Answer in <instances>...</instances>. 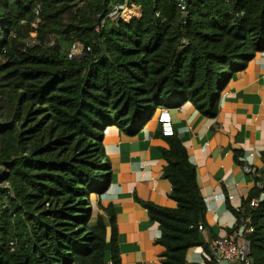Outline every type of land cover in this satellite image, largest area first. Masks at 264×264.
I'll use <instances>...</instances> for the list:
<instances>
[{"label": "trees", "instance_id": "obj_1", "mask_svg": "<svg viewBox=\"0 0 264 264\" xmlns=\"http://www.w3.org/2000/svg\"><path fill=\"white\" fill-rule=\"evenodd\" d=\"M123 1L0 0V264H109L107 253L121 264L113 205L99 201L95 214L91 200L113 177L105 129L132 138L185 103L214 119L232 75L264 52V0H188L185 15L166 1L129 0L138 18L105 20ZM51 33L82 55L46 47ZM32 34L38 44L25 45ZM158 136L175 207L135 200L158 224L161 264H189L193 248L210 254L198 231L206 204L182 139ZM233 153L241 165L244 154ZM257 194L229 210L250 219L251 264H264V200L248 207Z\"/></svg>", "mask_w": 264, "mask_h": 264}, {"label": "crops", "instance_id": "obj_2", "mask_svg": "<svg viewBox=\"0 0 264 264\" xmlns=\"http://www.w3.org/2000/svg\"><path fill=\"white\" fill-rule=\"evenodd\" d=\"M169 111L174 131L196 169L197 185L206 204L207 227L200 237L210 246L213 240L229 235L236 219L229 207L241 208L255 185V175L245 172L235 161L234 150L254 152V169L258 173L263 169L264 58L257 54L244 69L232 75L220 94L216 118L203 117L189 103ZM178 113L185 119L182 128L177 125ZM159 129L157 118H153L132 138L115 126L104 131L102 145L113 177L108 191L91 200L95 214L99 212V201L113 205L121 264H161L162 249L154 244L160 234L158 224L149 221L146 210L135 200L137 196L162 207H175L168 197L171 186L162 178L159 149L167 145L158 136ZM229 194L233 196L231 201L217 198ZM104 221L107 224L106 218ZM110 235L107 227L108 239ZM203 253L202 247L193 248L186 260L189 264H202ZM106 259L111 262L108 253Z\"/></svg>", "mask_w": 264, "mask_h": 264}, {"label": "built area", "instance_id": "obj_3", "mask_svg": "<svg viewBox=\"0 0 264 264\" xmlns=\"http://www.w3.org/2000/svg\"><path fill=\"white\" fill-rule=\"evenodd\" d=\"M160 1L171 3L183 15H185L188 0ZM139 11L140 10L136 6L129 4V0H124L121 3H116L112 6L105 20L129 21L133 18H138L140 15ZM39 13L40 5H37L34 9V15L36 19L38 18ZM156 17H159V13H156ZM105 20H103L101 22V25L96 28V31H98L100 27H103ZM33 44H36L35 39L33 40ZM87 51H89V48H87ZM82 52L83 48L80 45L73 43L71 44L67 53V59L72 60L78 58L82 55ZM260 56L264 58V52L260 53ZM157 121L162 136L170 137L174 135L172 117L169 109L162 108L158 114ZM255 155L256 154L254 152H247L243 156L238 158L239 162H241V167L243 168V170L247 173H253L255 175L254 187L258 190V194L249 202V208L257 207V205L264 200V172L258 173L254 169ZM217 198L227 199L228 201L233 200V196L230 194L227 196L219 195L217 196ZM237 210H240V208ZM249 221V218L235 219L233 233L231 235L213 240V242L209 246L210 254H207L206 252L203 253V263L205 260H207L213 262V264H251L252 260L250 242L245 238L246 234H249L253 231L251 227H248ZM204 230L205 228L203 227V225L199 224L198 231L201 233Z\"/></svg>", "mask_w": 264, "mask_h": 264}, {"label": "rangeland", "instance_id": "obj_4", "mask_svg": "<svg viewBox=\"0 0 264 264\" xmlns=\"http://www.w3.org/2000/svg\"><path fill=\"white\" fill-rule=\"evenodd\" d=\"M33 40H34V35L32 34V35H30V37H28L26 40H24V44L27 45V46H33L34 45L33 44ZM57 43H59L61 45V48H62L64 53H68L69 48H70L69 47L70 44H67L64 41H62L60 39V37L58 35L54 34V33H51V34L48 35V37L45 40L44 45L46 47H52V46L56 45ZM36 44H38L37 40H36ZM172 104H174V102L170 103V105H172ZM162 106H163V104H161L158 107H156V111H159L162 108ZM184 124H185V119H184L183 115L181 113H178L177 125L182 128L184 126ZM111 126H114V125H111ZM108 127H110V126H108ZM105 164H106V162H105Z\"/></svg>", "mask_w": 264, "mask_h": 264}]
</instances>
